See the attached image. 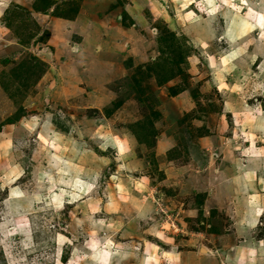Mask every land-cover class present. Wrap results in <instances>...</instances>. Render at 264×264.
Instances as JSON below:
<instances>
[{"label":"rangeland","instance_id":"1","mask_svg":"<svg viewBox=\"0 0 264 264\" xmlns=\"http://www.w3.org/2000/svg\"><path fill=\"white\" fill-rule=\"evenodd\" d=\"M218 1L0 0V264H264V0Z\"/></svg>","mask_w":264,"mask_h":264},{"label":"crops","instance_id":"2","mask_svg":"<svg viewBox=\"0 0 264 264\" xmlns=\"http://www.w3.org/2000/svg\"><path fill=\"white\" fill-rule=\"evenodd\" d=\"M205 3H206V5L207 6H210V4H208L207 3V1L205 0ZM209 8V7H208ZM224 9V5H222V2L220 1H218L216 4H215V11H214V13L213 14H211V18H213V16L217 13V12H219V11H222ZM130 14V13H129ZM208 15V14H207ZM209 18H210V16H208ZM256 20V19H255ZM102 24H106V23H101V22H98L97 23V31L98 32H100L101 31V27H102ZM227 24V23H226ZM249 25H250V23H248ZM111 31V27H108V29H107V32H110ZM124 31V30H123ZM128 31V30H127ZM116 32H118V30L117 29H113L112 31H111V33H107L109 36L111 35V34H116ZM126 32V31H125ZM101 35H103V33H101ZM109 36H107V37H109ZM192 41H193V39H192ZM232 59L231 60H233L234 59V56L232 55V56H230ZM120 73H122V69H120V70H118ZM116 78H118V77H120V76H118V75H116L115 76ZM187 103V102H186ZM186 106H188V105H186ZM176 108H178L180 111H183L185 108H187V107H185V105H183V104H177V107ZM156 146H159V147H162V148H164V150H165V148H173V147H175L176 146V143L178 142V139L177 138H175V137H173L172 135H167V134H165V133H158L156 136ZM176 139H177V141H176ZM210 139L211 138H208L207 136L206 137H200V138H198V140H197V143H198V145H199V147L198 148H200V147H203V149L204 148H209V141H210ZM210 153V152H209ZM209 153H205L206 154V156H208V157H210V154ZM204 154V155H205ZM191 159H193L192 157H191ZM252 221H253V219H252ZM254 223V222H253ZM200 251H202V252H204L205 250H204V248H201V250Z\"/></svg>","mask_w":264,"mask_h":264},{"label":"bare ground","instance_id":"3","mask_svg":"<svg viewBox=\"0 0 264 264\" xmlns=\"http://www.w3.org/2000/svg\"><path fill=\"white\" fill-rule=\"evenodd\" d=\"M203 1V0H202ZM206 1H208V3L210 4V6H207V7H209V9L214 13V6H215V4H213V3H215V0H206ZM228 1L229 0H225V2L228 4ZM192 1H188V4L187 5H189L190 3H191ZM257 2V1H256ZM203 4V3H202ZM244 7V6H243ZM206 8V7H205ZM240 9V8H239ZM210 10H208V15H210V13H212V12H210L209 13V11ZM237 10V9H236ZM241 14V13H240ZM247 14V17L248 16H251L252 15V11L251 10H249V12H247L246 13ZM186 15V14H185ZM231 17V16H230ZM248 23H250V20H249V18H244L243 20H242V27H241V29H239V30H241V32L243 31H247V25H249ZM239 30H237L238 32H239ZM198 31H200V30H198ZM193 33V32H192ZM241 34V33H240ZM210 64H211V60H210ZM214 64V63H213ZM211 67H212V65H211ZM259 108V107H258ZM260 110V109H259ZM248 149V148H247ZM249 150V149H248ZM252 150H253V148H252ZM13 193V192H12ZM11 193V194H12ZM13 194H15V193H13ZM18 196V195H17Z\"/></svg>","mask_w":264,"mask_h":264}]
</instances>
